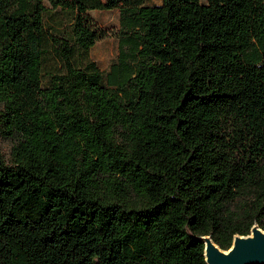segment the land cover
Masks as SVG:
<instances>
[{"label": "trees", "instance_id": "1", "mask_svg": "<svg viewBox=\"0 0 264 264\" xmlns=\"http://www.w3.org/2000/svg\"><path fill=\"white\" fill-rule=\"evenodd\" d=\"M0 106V264H206L200 235L264 230V0H0Z\"/></svg>", "mask_w": 264, "mask_h": 264}, {"label": "water", "instance_id": "2", "mask_svg": "<svg viewBox=\"0 0 264 264\" xmlns=\"http://www.w3.org/2000/svg\"><path fill=\"white\" fill-rule=\"evenodd\" d=\"M199 238L206 264H264V230L256 223L247 234L235 233L227 249L220 248L208 234Z\"/></svg>", "mask_w": 264, "mask_h": 264}, {"label": "rangeland", "instance_id": "3", "mask_svg": "<svg viewBox=\"0 0 264 264\" xmlns=\"http://www.w3.org/2000/svg\"><path fill=\"white\" fill-rule=\"evenodd\" d=\"M148 4H158L160 0H146ZM88 12L94 20L104 27H113L118 23V12L116 8L109 9H89ZM117 53L116 39L112 36L104 37L95 41L89 48V56L96 62L102 70L105 80L114 81L115 67L114 60ZM1 108V106H0ZM12 138L5 135L0 130V156L9 162V150Z\"/></svg>", "mask_w": 264, "mask_h": 264}]
</instances>
